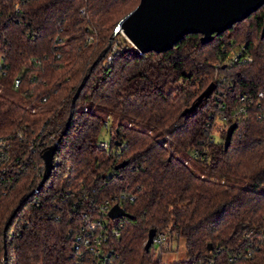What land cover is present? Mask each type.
Segmentation results:
<instances>
[{
	"label": "trees",
	"instance_id": "obj_1",
	"mask_svg": "<svg viewBox=\"0 0 264 264\" xmlns=\"http://www.w3.org/2000/svg\"><path fill=\"white\" fill-rule=\"evenodd\" d=\"M138 3L0 0V47L9 66L0 78V134L26 128L15 142L22 173L0 189V264L4 250L6 264H71L67 229L79 211L120 193L133 197L120 202L132 218L118 220L112 264H264V5L206 43L186 34L167 51L140 54L118 33L103 54ZM231 50L240 56L223 64ZM18 75L15 92L24 104L3 94L14 91ZM210 83L208 98L182 114ZM104 111L114 115L107 148L99 145ZM216 119L222 128L215 138ZM58 139L50 177L32 193L44 170L41 155ZM178 151L239 183L196 174ZM150 229L181 238L183 259L162 261L154 245L146 251Z\"/></svg>",
	"mask_w": 264,
	"mask_h": 264
},
{
	"label": "water",
	"instance_id": "obj_2",
	"mask_svg": "<svg viewBox=\"0 0 264 264\" xmlns=\"http://www.w3.org/2000/svg\"><path fill=\"white\" fill-rule=\"evenodd\" d=\"M261 5H264V0H139L137 6L118 21L103 54L109 50L114 36L118 33L123 34L140 54L150 51L154 53L167 51L186 34H198L200 42L206 43L212 38L213 34H219L229 29L233 23L242 21ZM263 36L264 17L260 30V37ZM86 79L87 76L76 88L71 100L72 104L79 97ZM213 88V83L208 84L195 100L182 111V114L193 111L203 100L208 98ZM69 119L65 124L63 133L69 126ZM234 127L235 124L231 123L226 128L223 137L224 147L228 145ZM58 141L59 139L43 151L41 158L44 171L32 193L39 190L50 177ZM125 164L126 161H121L115 168L122 167ZM13 215L14 213L4 227V239L5 230ZM108 215L112 219L119 217L132 218L117 204L110 209ZM154 234V229L148 231L144 245L146 251L150 248ZM3 246L5 248V242ZM206 247L209 249L210 245L207 244ZM3 262V264H6L5 250Z\"/></svg>",
	"mask_w": 264,
	"mask_h": 264
},
{
	"label": "built area",
	"instance_id": "obj_3",
	"mask_svg": "<svg viewBox=\"0 0 264 264\" xmlns=\"http://www.w3.org/2000/svg\"><path fill=\"white\" fill-rule=\"evenodd\" d=\"M13 6L17 11L18 5L14 4ZM239 50H242V47ZM238 56H240V51H231L222 63L228 64L236 61ZM110 58L108 56L107 60H110ZM243 58L246 61L250 60L247 55H244ZM8 67L6 50L0 47V78H5L8 75ZM20 82V76L18 75L13 80L12 89L14 91L19 87ZM1 91L0 87V93ZM33 103L34 99L30 100L27 106L30 107ZM25 132L26 128L24 127V130L16 128L0 134L1 190L10 187L22 173V155L15 142L24 140ZM99 145L102 148H107L108 142L100 141ZM29 149L31 152L35 150L32 145L29 146ZM125 199L133 200V197L127 196L126 193H120L99 203L89 202L87 208L79 211L80 214L77 216L79 218L67 229V234L72 237V248L69 256L71 264H112L113 258L116 256L113 240L118 235V229L121 227V222L118 221L121 217L112 219L108 213L115 204L122 208L120 202ZM163 240V232L154 234L151 245L155 246L156 251L161 250L160 246Z\"/></svg>",
	"mask_w": 264,
	"mask_h": 264
},
{
	"label": "rangeland",
	"instance_id": "obj_4",
	"mask_svg": "<svg viewBox=\"0 0 264 264\" xmlns=\"http://www.w3.org/2000/svg\"><path fill=\"white\" fill-rule=\"evenodd\" d=\"M3 94L15 102H18L21 104L25 103L23 97L15 91H5V92L3 91ZM92 109H94L96 112H99L95 107H93ZM102 116L106 119V121H108V126L102 128L101 133L99 135V140L100 141H108L109 140V134H110L109 133V122L112 119H114V115L110 114L107 117L106 112L104 111V112H102ZM220 128H222V122H220L218 119L214 120V124H213V128H212V134L215 138L217 137V131L220 130ZM224 129L225 128H223V131H224ZM176 155L180 158L185 159L189 163V166L192 168V170L196 174H203L204 176H209L212 179L222 180V181H226V182L232 183V184L239 183L237 181H233L230 178H223V177H220L216 174L209 173L208 171H206L201 166L200 163H198V162H196V160H194L191 153H184V152L178 151V152H176ZM160 249H161V251L159 253H158V251H156V253L159 254L162 261L181 260V259H183L184 254H185L184 246H183V240L181 238L176 239V238L169 237L166 234H164V240L161 243Z\"/></svg>",
	"mask_w": 264,
	"mask_h": 264
},
{
	"label": "bare ground",
	"instance_id": "obj_5",
	"mask_svg": "<svg viewBox=\"0 0 264 264\" xmlns=\"http://www.w3.org/2000/svg\"><path fill=\"white\" fill-rule=\"evenodd\" d=\"M123 35V34H122Z\"/></svg>",
	"mask_w": 264,
	"mask_h": 264
}]
</instances>
